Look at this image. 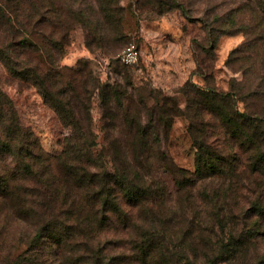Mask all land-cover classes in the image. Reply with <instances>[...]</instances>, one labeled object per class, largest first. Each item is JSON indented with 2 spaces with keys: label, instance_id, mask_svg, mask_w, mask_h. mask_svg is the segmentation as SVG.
<instances>
[{
  "label": "trees",
  "instance_id": "obj_1",
  "mask_svg": "<svg viewBox=\"0 0 264 264\" xmlns=\"http://www.w3.org/2000/svg\"><path fill=\"white\" fill-rule=\"evenodd\" d=\"M96 1L101 11L88 13L81 0H0L7 77L70 128L60 153L48 152L0 88V264H264V123L230 93L197 89L183 114L194 164L178 166L165 147L176 107L154 108L148 126L123 89L127 71L125 86L109 85L85 62L60 63L78 26L91 52L125 43L118 0ZM94 94L105 117L99 154Z\"/></svg>",
  "mask_w": 264,
  "mask_h": 264
},
{
  "label": "rangeland",
  "instance_id": "obj_2",
  "mask_svg": "<svg viewBox=\"0 0 264 264\" xmlns=\"http://www.w3.org/2000/svg\"><path fill=\"white\" fill-rule=\"evenodd\" d=\"M88 13L100 12L96 0H81ZM114 0L110 3L112 5ZM123 15L125 43L115 53L91 52L84 44L85 31L73 30L64 47L61 65L87 63L102 84L131 86L129 104L142 111V122L156 125L153 109L176 107L169 141L165 146L173 161L192 169L196 150L183 114L191 92L213 90L230 93L240 112L251 113L264 123V0H118ZM133 45L137 60L124 68L118 56ZM117 71V73H116ZM122 71L121 74H118ZM0 88L11 98L24 125L39 136L43 147L58 154L70 133L66 125L32 87L12 82L0 64ZM138 96L141 102H138ZM148 96V97H145ZM191 107L194 109L193 103ZM94 151L100 153L105 136L98 94L91 100ZM207 117V116H206ZM207 120V118H206ZM195 123V121H194ZM171 191V177L159 172ZM24 246L19 247V251ZM264 253V239L259 243Z\"/></svg>",
  "mask_w": 264,
  "mask_h": 264
},
{
  "label": "built area",
  "instance_id": "obj_3",
  "mask_svg": "<svg viewBox=\"0 0 264 264\" xmlns=\"http://www.w3.org/2000/svg\"><path fill=\"white\" fill-rule=\"evenodd\" d=\"M137 50L133 45L126 47L118 56L119 60L125 65H132L137 60Z\"/></svg>",
  "mask_w": 264,
  "mask_h": 264
}]
</instances>
